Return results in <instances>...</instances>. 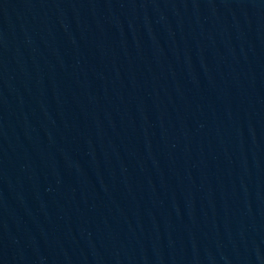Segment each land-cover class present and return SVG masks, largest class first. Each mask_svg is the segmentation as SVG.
<instances>
[{"label": "water", "instance_id": "95a60500", "mask_svg": "<svg viewBox=\"0 0 264 264\" xmlns=\"http://www.w3.org/2000/svg\"><path fill=\"white\" fill-rule=\"evenodd\" d=\"M0 264H264V0H0Z\"/></svg>", "mask_w": 264, "mask_h": 264}]
</instances>
